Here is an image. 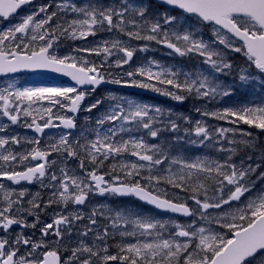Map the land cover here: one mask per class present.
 <instances>
[{
    "label": "snow or ice",
    "instance_id": "snow-or-ice-1",
    "mask_svg": "<svg viewBox=\"0 0 264 264\" xmlns=\"http://www.w3.org/2000/svg\"><path fill=\"white\" fill-rule=\"evenodd\" d=\"M25 6L33 10L0 31V77L46 70L74 86L24 87L12 79L0 88V264H264V158L236 159L264 134V0H0V18ZM103 33L109 37L88 41ZM62 41L88 44L60 55ZM152 45L198 63L192 70L134 64ZM232 53L244 57L242 65ZM102 84L201 102L193 104L197 113L231 127L123 96L109 97L99 117L78 126L76 114L101 107V100L81 105ZM257 89L260 102L239 98ZM13 126L35 136L14 134ZM47 129L60 132L42 147ZM188 145L222 156L193 159ZM3 181L38 184L50 195L45 202L41 192ZM90 195L134 197L173 216L157 219L137 205L87 216L67 211ZM53 205L52 222L42 223L40 211Z\"/></svg>",
    "mask_w": 264,
    "mask_h": 264
},
{
    "label": "rangeland",
    "instance_id": "rangeland-1",
    "mask_svg": "<svg viewBox=\"0 0 264 264\" xmlns=\"http://www.w3.org/2000/svg\"><path fill=\"white\" fill-rule=\"evenodd\" d=\"M59 2H60V0H36L37 5H39L41 3H59ZM74 2L77 4H86V3L90 2V0H74ZM108 2L111 3V2H113V0H108ZM136 2H139V0H136ZM32 10H33L32 6H27L18 15H16L14 18H11L7 22H4L0 19V31L7 30V28L11 27L12 25H14L15 23L18 22L20 16H22L26 12H29ZM108 37H109V34L103 33L97 37H89L88 41L96 42V41H101V40L108 38ZM209 37H210V33H206L205 38L208 39ZM133 43H137V42H133ZM87 44H88V42H85V41H75V42H73V41H62L61 45L58 48V53L60 55H65V54L69 53L72 50V48H74L76 46H87ZM231 55L235 58L237 64H240V65L243 64L244 57H242L240 54H237V53H232ZM90 59H98V58L91 57ZM144 59L155 60L162 65H167L170 67H181L182 66L183 68L188 69V70H192L193 66H195L198 63V60L195 58L192 60H188L186 58L181 59L180 57L174 56V54H170V51H168L167 49L160 47V46H156V45H152L150 51L137 52L136 56L134 57V64H139ZM12 79H15L16 81H18V86H24V87L65 86V85H60V84H47L44 82L43 79H40L37 77L18 76V77H13V78L0 79V88L6 86L7 83L9 82V80H12ZM227 79H231V77H229ZM65 87H69V86H65ZM258 93H259V89H257V94L248 95V96L241 95L239 98L244 100L247 103H250L253 101L258 103V102H260V99H261V97L259 96ZM111 96H117V97L123 96L126 99L136 100L137 102H141L144 104L158 106L161 109H164L166 111V113L168 111H171L172 113L176 114L177 116H186V114H184L181 110H178V109L183 108L186 110L187 113H189V114H187V116L191 117L193 120H201L202 122H205L209 125H215L216 127H231L230 125L226 124L223 121H212L206 117L201 116L199 113H197L195 111L193 104L196 102H194L192 100L185 101L181 106L180 103H178V102H176V101H174L168 97L161 96V95H160L161 97L166 99L165 102L139 98L137 96L128 95L124 92L116 91V90H100V91L98 90V91H95V92L91 93L90 95L86 96L85 104H84L82 109L86 108L88 105H90L91 103H93L96 100H101L103 103L98 110H94L91 113L81 110V114L77 118L78 126L90 123L91 121H94L97 117H99L104 112V110L109 106V104L112 103L109 100V97H111ZM196 106H201V105L196 104ZM224 106H230V104L224 105ZM86 118H90V119H86ZM4 122H5L4 119H0V124H3ZM13 127L15 128L14 134H19L22 137L23 136H28V137L33 136L31 130L24 129L22 127H15V126H13ZM105 127H107V125ZM239 128L244 129L246 131H252V132H258L259 131L256 129H251L247 125H243V124H240ZM59 132H60V129L48 130L46 132L45 137L43 138L42 147H46L48 145V143L50 141H52L53 139H58V133ZM167 134H171V133H165V135H167ZM0 135H3V133H0ZM77 135H79L78 132H77ZM171 135L173 136L175 134H171ZM258 140L260 141L261 148L256 147V145H255L258 142ZM258 140L257 139L255 140L253 150L248 151V152L242 151L236 157V159L239 160L241 156H243L245 159H247V156L251 155L253 158V161L259 162L261 160V158H264V134H259ZM190 157L195 159L196 157H201V156L195 154V155H192ZM129 159L134 160L135 158L129 157ZM71 163H74V162H71ZM69 165H70V163H69ZM73 168H76V165ZM258 186H259V182H258ZM37 189H39L41 191V194L43 196L44 201L47 202L49 195H50V190L43 189L41 187H38ZM30 191L32 193L37 192V190H30ZM108 197L110 198L111 204H117L116 206L114 205L112 207L113 209H122V208L127 207V206L135 205V204H128V205L118 204V202L116 201V199L113 196H111V197L108 196ZM107 207H108L107 205H106V207L103 205V207L99 206L97 209L98 210L99 209L107 210ZM72 209H70L68 212H71ZM91 209L92 208L90 206L86 205V207L79 209V211L82 215L87 216V214L90 212ZM85 210L88 213H86ZM43 211L45 212V210H43ZM151 213L154 214L157 219L167 220L169 218V217H163V216L156 215L153 212H151ZM45 217L46 218L51 217L50 213L45 215ZM29 218H33V220H28L30 223L33 222L35 219V217H28L27 219H29ZM49 219H51V218H49ZM41 222L42 223H51V220L50 221L43 220L41 217ZM80 223L83 224V222H80ZM32 230H33V232L36 233L35 239H42L43 238L37 229H32ZM17 232H19V231H17ZM33 232H30V233H33ZM112 251H115V249L113 248ZM61 252H62L63 258L67 259L68 253L66 251H64L63 249H61Z\"/></svg>",
    "mask_w": 264,
    "mask_h": 264
},
{
    "label": "water",
    "instance_id": "water-1",
    "mask_svg": "<svg viewBox=\"0 0 264 264\" xmlns=\"http://www.w3.org/2000/svg\"><path fill=\"white\" fill-rule=\"evenodd\" d=\"M25 73L36 74V75H45V76H48V77L53 78V79L64 80L68 84L74 85V82L70 79V77H66V76H63L62 74L53 73V72H49V71H46V70H38V71H35V72H20V73H15V74H10V75H18V74H25ZM104 86H106V85L105 84H102V85L99 86V88L104 87ZM120 89H123V90H125L127 92H134V93L142 94V95L147 94L145 90H136V89H131V88H120ZM147 95L151 96V93H148ZM118 197H120V196H118ZM128 197H120V198H128ZM134 199L136 200V198H134ZM144 206L151 208V206H148V205H144ZM152 210H154V211H156L158 213H161V214H170V215H173L171 213L160 212L159 210H156V209H152ZM180 218L186 219L185 217H180Z\"/></svg>",
    "mask_w": 264,
    "mask_h": 264
},
{
    "label": "flooded vegetation",
    "instance_id": "flooded-vegetation-1",
    "mask_svg": "<svg viewBox=\"0 0 264 264\" xmlns=\"http://www.w3.org/2000/svg\"><path fill=\"white\" fill-rule=\"evenodd\" d=\"M4 184H6L7 186H10V188L12 187L13 189H20L21 187H25V188H31V187H34L36 186L35 184H31L30 186H28L27 184H22V185H17V186H12L11 184H8L6 182L3 181ZM2 194L0 193V199L2 198ZM104 200V196H101V195H90L89 196V201L86 202V205L92 207L94 205H97L98 203H101L102 201ZM85 205V206H86ZM85 206H73L74 208H84ZM53 208H56L55 205H53L51 208H48V209H53Z\"/></svg>",
    "mask_w": 264,
    "mask_h": 264
}]
</instances>
